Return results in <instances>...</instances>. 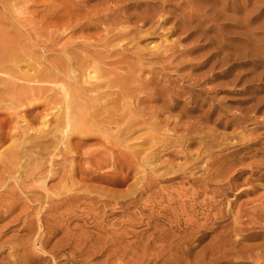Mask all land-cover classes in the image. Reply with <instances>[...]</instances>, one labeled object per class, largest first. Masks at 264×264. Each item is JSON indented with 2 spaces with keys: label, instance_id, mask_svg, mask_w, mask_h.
Returning <instances> with one entry per match:
<instances>
[{
  "label": "rangeland",
  "instance_id": "rangeland-1",
  "mask_svg": "<svg viewBox=\"0 0 264 264\" xmlns=\"http://www.w3.org/2000/svg\"><path fill=\"white\" fill-rule=\"evenodd\" d=\"M34 1L26 7L29 14L25 11L22 16L39 22L35 27H44L38 30L42 33L35 36L28 20L27 28H17L18 33L11 19L1 21V38L10 42L18 36L5 42L7 46L17 41L25 48L20 37L28 36L27 61L43 67L59 58L55 49L63 41H73L71 48L86 59L98 55L95 58L113 61L111 66L102 65L112 72L101 79L104 86L109 82L99 90L106 99L83 105L85 110L78 114L85 127L68 135L67 154L54 157L55 174L47 182L55 184L51 205L28 202L27 207L17 205L11 213H3L0 239L18 240L31 221L34 231L50 239L43 251L53 248L56 256H66L55 264H141L149 258L146 254L153 253L151 258L158 250L157 258L164 260L240 264L245 261L238 253L242 247L264 245L263 235L242 239L248 232L264 234V219L253 225L252 214L237 213L251 206L238 208L248 197L246 191L256 189L258 194L264 189V0H165L155 19L161 0H110L107 9L92 7L100 0H55L78 8L69 25L63 11L52 6L53 17L44 9L47 2ZM104 39L114 45L115 54L108 58L101 45ZM22 62L20 70L33 72ZM49 85L57 92L55 85L45 84ZM44 92L24 108L0 110V156L15 140H22L20 131L28 127L29 135L39 134L47 113L51 120L61 111L60 95ZM52 105L55 108H48ZM110 117L122 120L116 126ZM128 119L134 121L126 128ZM145 155L158 173L144 164ZM203 159L218 174L204 176ZM63 182L68 192L61 190ZM44 208L49 209L46 215ZM192 231L203 237L186 246L182 241ZM159 233L163 244L148 243ZM262 260L258 264H264Z\"/></svg>",
  "mask_w": 264,
  "mask_h": 264
},
{
  "label": "bare ground",
  "instance_id": "bare-ground-1",
  "mask_svg": "<svg viewBox=\"0 0 264 264\" xmlns=\"http://www.w3.org/2000/svg\"><path fill=\"white\" fill-rule=\"evenodd\" d=\"M43 1L47 2V4L45 3V5H44V9L47 10V12L51 11L50 9L52 6H55V9H59V10L63 11V13H65L68 16V21L66 22L67 25H69L70 18L76 14L75 13L77 11L76 9H78V8H74L72 6H67V7L61 6L62 3L56 4L55 0H43ZM109 1L110 0H100L99 3H97L95 6H92V7L94 9L99 8V7L100 8L105 7V5L107 3H109ZM164 1L165 0H161L160 10L153 17L154 19L157 16H158V18L161 16L158 14L163 9L164 5H162V4L164 3ZM228 1L229 0H227V2ZM242 1H245V0H242ZM33 2H35V1L34 0H0L1 7H3V9L6 10V12H3L0 14V22L1 21L4 22V20L11 19V23H13V25H15V30H16L19 27L27 28V26L24 27L27 24V23L25 24L24 21L28 20V24H31V26H29L28 29H31V31L34 32V34L36 33L35 36H37V33L41 34L42 32H38V30L41 31L44 27L41 26L42 29H39L40 28L39 25H38V27H39L38 29H37V27H35L37 25L36 23H39V22L35 23L34 20H33L34 22H32L30 20L29 15L28 16L24 15V17L22 16L23 13L26 11L27 5L32 4ZM83 4H85V2ZM153 5L155 6V4H153ZM73 6L78 7L80 5H78L77 3H74ZM81 7L86 8L85 6H81ZM105 9H107V6L105 7ZM96 11L98 12V10H96ZM51 13L49 12V15L56 17V15H54V14L52 15ZM153 13H155V12H153ZM30 15H32V14L30 13ZM12 19H15V20L12 21ZM148 20H149V22H151L150 19H148ZM70 26H72V22H71ZM0 27H2V26H0ZM35 29H37V30L34 31ZM17 31L18 30H16V33H18ZM24 31L28 32L27 29H24ZM43 31H46V30H43ZM49 31L52 34L55 33V32L53 33L51 30H49ZM1 32H3V31L1 30ZM56 32L58 33V31H56ZM21 34L22 33H20L19 35H21ZM121 35L122 34L118 32V37L123 36V35L122 36ZM44 36H45V34H44ZM16 37H18V36H16ZM16 37H15V40H16ZM21 37H20V39L22 40L21 42L23 44V41H24L25 48H28L29 46L31 47L30 42L28 41V39H29L28 36H24V38L22 37L23 39ZM49 37H51V36H49ZM42 39L43 38L40 39V36H39V40H42ZM47 39H48V43H51L49 41L51 39L50 38H47ZM69 39H71V38H68L67 40H69ZM13 40L14 39L10 40V42ZM37 40H38V38H37ZM53 40H54V38H52V41ZM104 40L103 41L101 40L102 41L101 45L106 49V52H108L107 56L105 55V57L108 58V57L115 54L114 45L110 44L111 40L110 41H106V39H104ZM44 41H45V39H44ZM44 41H43V43H44ZM5 42H9V41L8 40L5 41L3 38L0 37V110H3V109L9 110L10 108L15 109L18 107L24 108L25 105L28 106L30 103L32 104L31 101H33L39 94H41V92L43 90H45L44 93H48L46 91L51 90V92L53 91L54 93L59 94L60 95L59 97L61 100L60 104L62 105V108H61V111L59 113L57 112V114L54 115L55 118L53 117V119H51V120H49V118H47L50 113H47V115L45 116L44 122H43V126L45 127V129L41 130V132L39 134L34 135L31 133L32 135L30 134L31 135L30 136L27 133L29 131L28 127L23 129L22 131H20L19 137H21V135H22V138H20L22 140H15L10 147L8 146V150L7 151L5 150L6 152H3L4 156L3 155H2L3 157L0 156V157H2L0 159V209H3V210H0V216L3 213H8L11 209L16 207L17 205H22V206L27 207L29 204L28 202H38L39 205H42L43 207H46V208H48V206L51 205V204H49L50 200L55 195L53 193V191L55 192V190L52 188V186L54 187L55 184L50 186V185H47V182L53 177V174H55L54 173L55 172L54 171V157L55 156L57 157V155H59L60 152L62 153V152H64L65 149L69 148V146L67 147V145H69V144H67L68 143L67 142L68 135L70 133L72 134L75 132H80L81 128H83L84 125H82L81 123L83 122L84 118L82 117L81 114H78V111H80L82 109V107L85 108L83 105L86 106V104H90V105H93L95 103L97 104L100 101L104 100L105 97H107V95L105 93L102 94L101 92H99V90H101L102 88H104L106 85L109 84V82L106 81L107 84L104 86L105 81L103 83H101V79L103 77L106 78L107 73H109V70H110V72H112V68L107 69L104 66L105 65L111 66V64L113 63V61L110 62V60L106 62L103 60V58L102 59L95 58L98 55H96L95 57L90 56L89 59H86L84 56H81L83 54L80 55V54H78V52H76V50H74L75 47H74V49L71 48V47H73L71 44V42H73V41L70 42V41L65 40V41H63V43H61L59 45V47L54 43L55 47L56 46L58 47V49H55V48L54 49L56 52L59 51L58 53H60V56L57 55V56H59V58L54 56L55 61H51V60L49 62L47 61L48 65H46V66L42 65L43 67H40V66H38L37 63H31L34 61L28 62L30 59V52H28L27 49L23 48V46L19 47V45H21L20 43L18 44L16 41V44H18V48H16L17 47L16 44L14 45V43H12L16 47H14V46L12 47V45L10 46V44L8 45L10 47H8L7 44H5ZM33 42H32V45H33ZM55 42H57V41H55ZM36 43L37 42L35 40L34 44H36ZM43 43H42V45H43ZM45 44H47V43H45ZM44 46H46V45H44ZM47 46H46V48L50 47V46H48V47ZM78 46H79V44H78ZM46 48H45V51H46ZM50 48H49L50 51L53 50V48L52 49H50ZM24 49L27 51H24ZM86 50L87 49H85V51ZM45 53L47 54V52H45ZM31 56H33L32 57L33 60L36 59V58H34V53H33V55L31 53ZM22 61H25L27 63V65H30V69H32L33 72L27 73L28 70H25V69H23L25 71L20 70L21 65H19V64H21ZM22 63H24V62H22ZM72 63H74V66H76V67H73ZM114 63H115V60H114ZM102 65H104V66H102ZM27 69H28V66H27ZM45 84L55 85L57 92L55 90H52L54 88L53 86H52L53 87L52 88L50 85L45 86ZM46 96H48V94ZM44 97H42V99ZM49 98L50 97H48V99ZM50 100L48 101L49 104L51 103ZM52 100H53V98H52ZM54 100H56V98H54ZM57 100L55 101V104H56ZM103 102H101V104H104ZM58 103L59 102H57V105H58ZM45 104H47V103H45ZM101 104H100V106H101ZM49 106H51V104ZM87 106L89 107V105H87ZM94 106H97V105H94ZM25 108H27V107H25ZM48 108H55V106L52 105V107H48ZM27 109L24 111H27ZM83 110H85V109H82L81 112ZM74 112H76L77 114H75ZM129 116H130V114H129ZM51 118H52V116H51ZM110 118H111L110 122H112L113 124L119 123L122 120V119L121 120L118 119L119 121L117 122V120H115L113 117H110ZM129 118H133V117H129ZM129 120L130 119H128V121H127L128 125L126 126V128L131 127V125L133 124L134 120L133 121H131V120L129 121ZM51 121H55L56 124L55 125L53 124L54 126L53 125L50 126L49 123ZM135 122H136V120H135ZM117 125L118 124H116V126ZM0 136H1V133H0ZM19 137H17V138L19 139ZM138 152H139V154L141 153L140 151H137V153ZM64 153L67 154V152H64ZM143 162L151 172L154 173L155 171H157V173H158V170L157 169L155 170L153 165L150 163L149 157L147 155H145L143 157ZM201 165L204 167V171H205L204 176L218 174V170L215 168L213 170L212 163L209 162V160L203 159ZM181 171H182V168H181ZM142 176L144 178V174ZM63 180L64 179H62V181ZM63 184H64V182H63ZM63 184H62L61 190L66 192L67 186L65 187V184L64 185ZM59 187L60 186H58V188ZM52 189H53V191H52ZM56 191L59 192V190H56ZM58 192H56V193L58 194ZM255 192H256V189H250V190L246 191L245 194L248 197L246 199H244V201H242L238 206V208H240L242 206L245 207L247 204H250L251 205L250 207H248V208L245 207L242 210H241V208L237 209V213L252 214L253 219L250 220V224H253V225L260 222L258 220H260L261 218L264 219V189L258 194H256ZM20 194H22L23 198L26 200L21 198ZM61 195H64V194L62 193ZM59 197H62V196H59ZM20 198L23 199L24 201H19V200H21ZM63 198H64V196H63ZM63 198H62V200H63ZM35 205H36V203H35ZM46 208H44V210ZM41 209H42V207H41ZM35 210H37V209H35ZM48 210L46 209V211L43 213H45V215L48 214L49 213ZM27 212H28V210H27ZM10 213H11V211H10ZM37 214H38V212H37ZM237 217H239V216H237ZM30 222L31 221H29V224L25 227L26 233L24 232V234L22 236H19L18 240H16V241L14 238L15 242L12 240L14 243L11 241V239L10 240L0 239V264H55V263H57L55 260H58V257L60 258L59 259L60 261H61V259H66V256H64L63 254L59 255L57 253L59 256H56L54 254L53 248H51L49 251H43L45 244L50 239L48 236L46 237L45 235L42 236L41 234H38L37 233L38 230L34 231L36 229V227L33 230L32 227L34 225L32 226L33 223H31V227H30L29 226ZM37 226H39V225H37ZM157 227H155V228H157ZM190 229H189V231H191ZM163 231H165V230H163ZM163 231L161 230L160 232H163ZM154 232H156V231H154ZM192 233H193V231H192ZM151 234H153V233H151ZM189 235H190V232H189ZM258 235L264 236V234L261 232H248L247 234L243 235L242 239H245V238L248 239V238H252V237L255 238ZM153 236L150 237V240L148 243L154 244L156 241H159L163 244L162 241H164L165 238H164L162 233H159L155 237H153ZM184 236L187 237V233L184 232ZM227 236L228 235H226V239L228 238ZM202 237H203V234H201L199 236H197V235L194 236V233H193V234H191L190 237L184 239L182 242L185 243L186 246H190L195 241L196 242L199 241ZM1 238H2V236H1ZM148 238L149 237H146L147 240H148ZM173 238L178 239V237H173ZM174 239H172V241ZM141 240H143V239H141ZM147 240H145V242ZM180 242H181V240H180ZM180 242H178L179 245L182 243V242L181 243ZM230 242L235 243V244L237 243L232 239ZM175 243H177L176 240H175ZM164 244H166V243L164 242ZM178 244H177V246H178ZM66 245L67 244L65 243V245H62V246H66ZM163 246H162V248L164 249ZM177 246H176V248H179ZM28 247H31V250H29ZM59 247L60 246H58V248ZM146 247H145V249L147 251L145 250L146 252L145 251L144 252L148 253L149 251ZM156 247H157V245H156ZM45 248H46V246H45ZM158 248L160 249V245ZM186 249L187 248H184L182 253H184L186 251ZM35 250L39 251L40 253L36 251L37 252V254H36L34 252ZM166 250H168V249H166ZM166 250H162L163 252H161V253L164 254V251H166ZM178 250L179 249H177V251ZM159 251L160 250H158V252ZM173 251H174V249H173ZM158 252H156V255L151 257V258H150V254H153V253L150 252L149 256L146 254L145 257H149V258H145V259L143 258V260L142 261L140 260L139 262H141V264H198L195 262H188L187 261L188 259L186 258L188 256H186L185 257L186 260L183 259V261H181L180 259L174 258V257H173L174 259H171V260L170 259L164 260L161 257H160L161 259H159V258H157ZM161 253H159V254L161 255ZM175 253H174V255H176ZM179 253L181 254V252H179ZM238 253H239V257L242 258L243 260H245L240 264H247L248 262L251 263L252 261L255 262L256 264H258V262L264 258V245H253L250 247L244 246L240 249V251H238ZM178 256L179 255H177L175 257H178ZM182 257H183V255H182ZM170 258H172V257L170 256ZM63 263H65V262H63Z\"/></svg>",
  "mask_w": 264,
  "mask_h": 264
}]
</instances>
